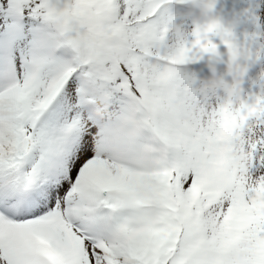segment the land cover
Here are the masks:
<instances>
[{"label": "snow or ice", "instance_id": "6c2138e0", "mask_svg": "<svg viewBox=\"0 0 264 264\" xmlns=\"http://www.w3.org/2000/svg\"><path fill=\"white\" fill-rule=\"evenodd\" d=\"M167 3L0 0V264H264V96L182 72Z\"/></svg>", "mask_w": 264, "mask_h": 264}, {"label": "rangeland", "instance_id": "374dc122", "mask_svg": "<svg viewBox=\"0 0 264 264\" xmlns=\"http://www.w3.org/2000/svg\"><path fill=\"white\" fill-rule=\"evenodd\" d=\"M264 0H215L214 7L208 15L218 18L225 26L231 27L235 33V42L238 46L249 48V57L240 56L238 63L246 66V71L239 77L240 95L242 99L251 102L257 95L264 96ZM167 14L172 23L188 34V42L194 39L192 30L195 21L203 19L202 9L193 0H168L165 5ZM173 31L169 32L171 37ZM217 45L218 55L208 52L198 54V59H192L181 65V71L195 77L197 84L205 83L213 78L223 77L231 84L233 74L229 72L230 53L228 46L219 36H213ZM57 56L70 59L74 55L73 49L64 45L56 50ZM222 95L224 89L219 90Z\"/></svg>", "mask_w": 264, "mask_h": 264}, {"label": "clouds", "instance_id": "9594fccd", "mask_svg": "<svg viewBox=\"0 0 264 264\" xmlns=\"http://www.w3.org/2000/svg\"><path fill=\"white\" fill-rule=\"evenodd\" d=\"M193 3L201 7L203 19L194 22L195 27L192 30V35L195 32L196 28L199 27L201 30L200 39L206 41L209 45L214 46V50L212 52H209L213 56L218 55L217 45L212 39L213 36H219L222 42L228 40L237 51L236 58L230 59L228 68L229 72L233 74V82L229 84L223 79V77H219L211 79L210 81H208V83H215L221 88H223L226 92L231 89L232 94L239 97V80L234 75V72L235 68H246V66H242L240 63H238V58L242 56V53H240L239 51L240 46H238L235 42V33L231 27L225 26L218 18H213L208 15L209 11L214 7L215 0H193ZM57 18L62 19V23L68 28L69 31L73 30V28L75 27L76 34L73 39L76 40V42L82 49H88L92 46V38L88 34L87 30L81 31L79 27L74 26L71 17L58 16ZM177 28L180 33V39L183 42H188V34L179 27ZM233 65H235V68L233 67ZM261 75L262 77H264V73H262ZM92 86L95 87L94 82Z\"/></svg>", "mask_w": 264, "mask_h": 264}]
</instances>
